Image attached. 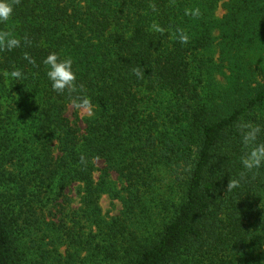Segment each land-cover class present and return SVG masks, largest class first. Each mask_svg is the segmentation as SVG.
<instances>
[{
  "label": "trees",
  "instance_id": "16d2710c",
  "mask_svg": "<svg viewBox=\"0 0 264 264\" xmlns=\"http://www.w3.org/2000/svg\"><path fill=\"white\" fill-rule=\"evenodd\" d=\"M0 30L32 41L0 52V264H264V166L224 189L235 125L264 127V0H21ZM51 52L93 116L67 115Z\"/></svg>",
  "mask_w": 264,
  "mask_h": 264
},
{
  "label": "clouds",
  "instance_id": "9594fccd",
  "mask_svg": "<svg viewBox=\"0 0 264 264\" xmlns=\"http://www.w3.org/2000/svg\"><path fill=\"white\" fill-rule=\"evenodd\" d=\"M21 0H0V23H7L12 19L15 6L20 4ZM175 0H172L174 3ZM149 7L155 12L157 11L155 4ZM185 15L198 18L201 13L199 8L185 9ZM152 30L164 34L165 28L158 24H153ZM176 38L181 44H187L188 35L182 30H176ZM23 46H31L32 41L24 36L22 38L15 36L10 31L0 30V52L12 51ZM24 59L30 64L35 65V59L24 52ZM43 64L47 66V77L51 82V88L60 95H67L71 103L77 110H83L89 117L94 115L89 97L85 94V86L77 83V75L73 71V60L70 56L63 59L56 52L49 53L43 60ZM134 74L138 78H143V70L140 68L133 69ZM3 76L22 81L23 73L20 69H13L11 72L4 71ZM236 130L240 136L243 154L240 157L243 171L240 178L230 179L224 186L226 191H231L240 185V180L251 174L255 178L259 174V169L264 166V140H260V136L264 133V127L252 121L241 119L236 125ZM80 163L87 165V159L81 155Z\"/></svg>",
  "mask_w": 264,
  "mask_h": 264
},
{
  "label": "rangeland",
  "instance_id": "374dc122",
  "mask_svg": "<svg viewBox=\"0 0 264 264\" xmlns=\"http://www.w3.org/2000/svg\"><path fill=\"white\" fill-rule=\"evenodd\" d=\"M222 4H223V1H222V3L220 4L219 8H218L217 11H216V14H215V15H216L217 17H222L223 14L225 13V9H224V7H223ZM220 78L222 79V77H220ZM75 111H77V109H76L73 105H71V106L69 107L68 111H67V115H68L72 120H74V112H75ZM78 112H79V114L81 115L82 118L88 116V115L85 114V112H84L83 110H78ZM79 124H80V126H81L82 128L85 127V123H84L83 120H81V121L79 122ZM102 165H103L102 162H98V166H99V167H102ZM96 175H98V173H97ZM72 195H73V197H76V196H77V197H76L77 199L75 200V203H74L75 205H77L79 199H78V194H77V190H76V189L73 191ZM101 204H102V208H103L104 212H105V213H108L109 215H115V214H117V213L121 210V208H122L121 202H120L119 200H117V199H112V198H111L110 196H108V195H104V196L102 197V199H101Z\"/></svg>",
  "mask_w": 264,
  "mask_h": 264
}]
</instances>
